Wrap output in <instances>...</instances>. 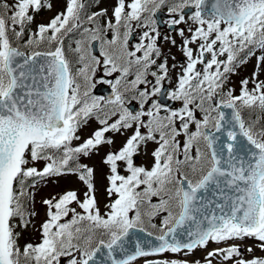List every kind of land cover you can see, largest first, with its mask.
Listing matches in <instances>:
<instances>
[{
	"label": "snow or ice",
	"instance_id": "snow-or-ice-1",
	"mask_svg": "<svg viewBox=\"0 0 264 264\" xmlns=\"http://www.w3.org/2000/svg\"><path fill=\"white\" fill-rule=\"evenodd\" d=\"M55 2L0 0V264H264V0Z\"/></svg>",
	"mask_w": 264,
	"mask_h": 264
},
{
	"label": "rangeland",
	"instance_id": "rangeland-1",
	"mask_svg": "<svg viewBox=\"0 0 264 264\" xmlns=\"http://www.w3.org/2000/svg\"><path fill=\"white\" fill-rule=\"evenodd\" d=\"M112 2H114V0H101L100 6L101 7H109V9H110V4ZM62 6H63L62 0H60V2H55L54 9L52 11H43L41 13V15L37 18V20L38 21H40L41 19L47 20V18L54 15L56 11L61 10ZM254 64H255V58L250 60L247 65L241 67L239 69L238 75L232 77V83H233L232 86L237 87V90H238L239 80L245 76H248L252 72ZM262 78H264V77H262ZM92 126L95 127L94 122H92ZM90 131H91V129L87 128V130L84 133V136H87ZM121 139L122 138L119 136L116 137L117 144L120 143ZM152 147H153L152 145H149V152L151 151ZM103 154H104V150L101 151L99 156H94L91 161H88L89 163L94 164L97 168V179H98V187H99L98 195L101 198L102 202L105 199L104 190H103V185H104L105 181L103 180V173L106 171L105 167L101 164V157L103 156ZM140 158H141L140 163L150 164V162H151L150 155L145 156L142 154L140 156ZM70 187H81V185L77 182L75 176H67V177L60 178L58 185L54 184V183H49L47 185H41V191L36 196V200H37L36 210L39 213V215L34 218V223L37 226H39V224L45 218V216H44L45 209L39 203L40 199L42 197H45L49 193H55V192L63 191V190L70 188ZM38 235H39L38 233L33 232L32 229L29 228L28 230H26L23 233V238H22L21 242H23L24 240H35L38 238Z\"/></svg>",
	"mask_w": 264,
	"mask_h": 264
},
{
	"label": "flooded vegetation",
	"instance_id": "flooded-vegetation-1",
	"mask_svg": "<svg viewBox=\"0 0 264 264\" xmlns=\"http://www.w3.org/2000/svg\"><path fill=\"white\" fill-rule=\"evenodd\" d=\"M165 10H166V9H165ZM166 12H167V10H166ZM164 30H165V29H164ZM164 30L161 29L162 33L164 32ZM176 53H177V52H176L175 48H171V54H172V55H175V56H176V59H177L178 61L181 60V59H183L182 56H179V55H177ZM170 63H171V61H170Z\"/></svg>",
	"mask_w": 264,
	"mask_h": 264
}]
</instances>
